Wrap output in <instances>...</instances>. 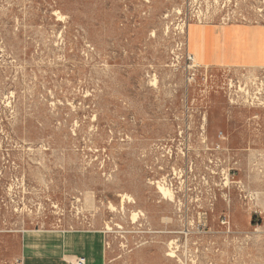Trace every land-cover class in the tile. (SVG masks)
<instances>
[{
	"label": "rangeland",
	"instance_id": "374dc122",
	"mask_svg": "<svg viewBox=\"0 0 264 264\" xmlns=\"http://www.w3.org/2000/svg\"><path fill=\"white\" fill-rule=\"evenodd\" d=\"M191 23L264 25V0H0V264L29 231L264 264V67L189 61Z\"/></svg>",
	"mask_w": 264,
	"mask_h": 264
},
{
	"label": "crops",
	"instance_id": "0c3cea01",
	"mask_svg": "<svg viewBox=\"0 0 264 264\" xmlns=\"http://www.w3.org/2000/svg\"><path fill=\"white\" fill-rule=\"evenodd\" d=\"M186 52L203 68H263L264 25L191 23ZM21 264H106L100 231H29L21 239Z\"/></svg>",
	"mask_w": 264,
	"mask_h": 264
},
{
	"label": "bare ground",
	"instance_id": "6f19581e",
	"mask_svg": "<svg viewBox=\"0 0 264 264\" xmlns=\"http://www.w3.org/2000/svg\"><path fill=\"white\" fill-rule=\"evenodd\" d=\"M157 191H158V193L161 195V196H163V197H166V196H169L170 195V193H169V191L167 190V189H165L162 185H158L157 186ZM171 197V196H170ZM169 197V198H170ZM128 200H130V198L128 197ZM112 207V206H111ZM110 207V208H111ZM134 215V214H133ZM135 215H137V213L135 214ZM133 218L135 219V216H133ZM133 221V220H132ZM108 230H109V228H107ZM172 254V253H171ZM172 256V255H171Z\"/></svg>",
	"mask_w": 264,
	"mask_h": 264
},
{
	"label": "built area",
	"instance_id": "2783aa9c",
	"mask_svg": "<svg viewBox=\"0 0 264 264\" xmlns=\"http://www.w3.org/2000/svg\"><path fill=\"white\" fill-rule=\"evenodd\" d=\"M189 61H192V56H188ZM21 264V263H20ZM70 264H84L83 258L73 259Z\"/></svg>",
	"mask_w": 264,
	"mask_h": 264
}]
</instances>
